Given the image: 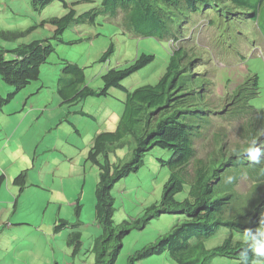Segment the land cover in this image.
<instances>
[{
    "label": "trees",
    "instance_id": "16d2710c",
    "mask_svg": "<svg viewBox=\"0 0 264 264\" xmlns=\"http://www.w3.org/2000/svg\"><path fill=\"white\" fill-rule=\"evenodd\" d=\"M53 1L29 0V4L39 13ZM119 14L127 31L141 37L166 39L175 45H171L166 71L158 82L132 91L122 85L123 80L153 61V55L142 53L127 67L109 68L101 76L103 86L97 89L86 84L84 68L78 64L61 57L54 64L60 66L56 88L63 105L70 107L88 97H106L111 89L125 94L116 128L95 134L86 158L100 169L94 209L95 224L101 231L86 250L94 255V261L87 264H116L125 236L141 231L152 219L164 214L185 219L166 235L135 251L126 264H139L165 253L175 264H211L215 258L233 259L237 264H264V256H257L252 250V246L264 247V132L260 133L264 130V117L262 112L251 119L242 105V93L246 98L253 95L244 89L247 87L248 91L256 84L264 61L251 59L246 72L249 76L240 84L229 73L213 70L207 49L194 42L193 35L187 38L195 27L191 25L193 15H197L196 21L204 17L208 26L229 34L248 31L251 23L264 36V0H104L100 7L86 13L70 9L64 17L50 19L54 27L52 37L11 51L0 47L1 80L20 92L40 79L41 69L56 45L80 42L79 39L63 42V32L71 24L94 25L99 16L114 18ZM241 22L246 26L240 25ZM19 34V31L4 32L3 37L11 40ZM228 40L229 35L222 36L213 46L222 51ZM113 52L111 43L100 61H107ZM218 87L227 89L226 93L215 95ZM12 96L0 97V108ZM234 121L240 124L233 125ZM209 135L212 140L207 139ZM197 142H206L205 155L200 154ZM125 148L130 152L128 159L113 162L111 155ZM155 148L170 153L167 161L159 160L160 166L169 171L161 200L148 205L142 217L117 224L112 191L118 182L138 172ZM257 150H260L259 163L253 162L249 155ZM27 177V170H23L13 180L19 192L27 188ZM241 180L248 185L245 192L239 184ZM187 184V197L177 200L176 195ZM74 210V223L57 218L52 226L53 234L66 231L65 242L72 257L84 251L80 203H76ZM222 228L229 229L228 237L207 249L205 241ZM245 234L250 237L247 241Z\"/></svg>",
    "mask_w": 264,
    "mask_h": 264
},
{
    "label": "rangeland",
    "instance_id": "374dc122",
    "mask_svg": "<svg viewBox=\"0 0 264 264\" xmlns=\"http://www.w3.org/2000/svg\"><path fill=\"white\" fill-rule=\"evenodd\" d=\"M103 1L55 0L37 13L31 9L29 0H0V47L11 51L23 44L46 40L52 37L54 31L50 19L62 18L70 9L78 14L86 13L100 7ZM65 4L67 8L63 7ZM102 8L104 7L99 9ZM122 18V14L114 18L99 16L94 25L71 24L63 32V42L68 43L73 39H79L80 42L56 45L55 52L41 69L40 79L20 92H15L13 87L0 78V97L5 99L13 94L12 99L0 108V178L3 177L0 182V223L12 216V223L18 225L15 231L19 236L25 237L21 233L30 230L34 235L31 242L35 244L32 246L42 258L43 264H55V260L57 264H87L94 261V255L86 253V250L94 231H100V227L95 224L94 209L100 169L86 161L92 146V141H88V138L93 133L114 131L125 100V94L121 90L111 89L106 97H88L70 107L63 105L56 88L60 73V66L54 65L58 63L57 58L61 57L84 68L86 84L94 89L103 86L101 76L107 69L127 67L142 53L153 55L154 60L123 80L124 87L132 91L144 85L156 84L166 71L172 51L170 42L129 32L121 25ZM11 31H19L20 34L14 39H5L3 33ZM248 34L250 36L243 33L235 37L241 42L248 40L251 46L253 42L248 38L253 39L254 33L250 31ZM201 40L200 36L199 41ZM111 43L114 44V52L107 61L101 62L100 58ZM224 45L227 51H233L232 61L241 58V53L231 41H225ZM201 46L205 47L202 41ZM250 63L251 60L248 65ZM258 72L263 87L261 101L264 103V65ZM214 93L222 95L225 90L218 87ZM260 108L264 109V104ZM82 112L86 114L83 115ZM239 122L234 121L233 125L240 124ZM207 139L212 140V135ZM206 142H197L201 155H205ZM128 154V148L121 149L111 155V159L113 162L128 159ZM169 158V151L155 148L145 157L144 165L138 172L115 185L112 195L115 199L114 220L117 224L142 217L148 205L161 200L169 171L160 166L159 160L167 161ZM23 170H27V188L19 192L13 185V180ZM242 187L244 189L243 185ZM188 189L189 184L183 192L176 195V199H185ZM77 202L81 206V220L88 227L84 229L82 237L84 251L78 257H72L63 235L66 231L53 234L52 226L57 218L74 223V204ZM56 203H61V213L58 207L53 210ZM184 219V216L164 214L152 219L141 231L130 232L123 240L116 264H126L127 258L135 251L156 241L159 236L166 235L171 227ZM22 220L25 223L21 224ZM43 233L47 234L44 238ZM229 234V229L222 228L217 235L205 241V247H216ZM5 235L6 232L0 234V264L6 262L5 253L2 254L1 251L6 250L9 244L8 240H3ZM139 264L175 262L165 253L145 259ZM211 264H237V261L215 258Z\"/></svg>",
    "mask_w": 264,
    "mask_h": 264
},
{
    "label": "clouds",
    "instance_id": "9594fccd",
    "mask_svg": "<svg viewBox=\"0 0 264 264\" xmlns=\"http://www.w3.org/2000/svg\"><path fill=\"white\" fill-rule=\"evenodd\" d=\"M209 13H211V12H209ZM204 14H207V13L205 12ZM204 14H203V16H204ZM196 16L197 15L191 16V18H192V22H191L192 24L191 25L194 24L195 27L192 31L190 30L188 32L190 35L187 38H189V37L191 38V36L193 35L194 36V38H193L194 42L198 41V45H200V46H201V41H202V44L205 46L203 48L207 49L206 50L208 53L207 57H209L211 65H213V70H223V71H225V73L227 75L229 73L230 74L229 76H231L235 81L242 84L243 80L247 79V77L249 76V73L246 74L248 62L253 58H260V59H262V61H264V36H261L258 33V30L256 28L251 27V23H249L247 26L248 31H237L236 34H229V33H223L221 31H219L218 29H216L215 27L208 26L207 20L204 19V17L201 18L202 19L201 21H198V20L196 21V18H193ZM196 25H198V27H196ZM240 25L246 26V24L244 25V22H241ZM201 30L203 31V33H201ZM250 31L254 33L253 39L248 38L251 42H253V43H251V46H250L248 40H246L245 42H241L237 37H235L236 35H242L243 33H245V35H247V36H250L248 34V32H250ZM228 35H229V41H231V44L236 47V49H237V51H239V53H241L240 54L241 58H239L235 61H232V58H231L233 51H231V50L227 51L226 45H223L222 51H220L221 49H216L213 46L216 42H218L217 41L218 38H221L222 36L228 37ZM200 36L202 38L201 41H199ZM169 42H170V45H175L172 41H169ZM224 54L228 55V57L230 59L226 58V56ZM240 65H242L243 67L240 68L239 67ZM114 68H117V67H114ZM257 76H258V79L256 78V84L253 87H251V89L248 91H247V87L244 89L247 93H252L253 95L246 98L244 91L242 93V95H243L242 105L246 106V109L248 110V116L251 119H253L256 116H259L262 112H263L262 116L264 117V109L260 108V105L264 104L261 101L262 93H263V87L261 85L260 75H257ZM235 86H236V83L232 85V88H234ZM223 89L225 90V93H226L227 89H225V88H223ZM228 90L232 91L233 89H228ZM216 95H218V94H216ZM117 122H118V118H117ZM263 132H264V130L261 131L260 133H263ZM94 136H95V133H93L88 138V141H92ZM249 155H250V158L253 160V162H256V163L260 162L259 161L260 150H257L256 153H254V154L249 153ZM3 176H4V174H3ZM239 184H242L244 186V192L248 190V185L246 184V182L244 180H241L239 182ZM75 205L76 204H74V207H75ZM83 224H84V222H83ZM85 226L86 225H84L83 229L85 228ZM82 232H83V230H82ZM63 235H64V237H65V235L67 236L66 232ZM248 239H250V237L247 234H245L244 240L247 241ZM252 250L254 251V253L257 256H264V247L252 246ZM244 259L245 260L247 259L246 255L244 256Z\"/></svg>",
    "mask_w": 264,
    "mask_h": 264
},
{
    "label": "crops",
    "instance_id": "0c3cea01",
    "mask_svg": "<svg viewBox=\"0 0 264 264\" xmlns=\"http://www.w3.org/2000/svg\"><path fill=\"white\" fill-rule=\"evenodd\" d=\"M56 207H58L59 212L61 213V203H56L53 206V210ZM11 219H12V216H10L9 220L7 219L6 222L0 223V234L2 232H6V235L3 240H8V243H9L6 250H1L2 254L5 253L4 256L6 257V262H2V264H8L9 260H10L9 264H43L42 258L40 257L38 252L35 250V248H33L32 246L33 244H35L31 242V238L34 235L31 234L30 230H27L25 233L19 232L23 234L25 237L19 236L18 233H16L15 231V227H18V226L13 224L12 223L13 221H11ZM0 220H2V217H0ZM23 223H25V221L22 220L21 224ZM84 225H86L85 228L88 227V224L84 223ZM84 229H83L82 235H84ZM97 234H100V231L97 233H95L94 231L93 235L90 238L91 241L97 236ZM46 236L47 234L43 233V238ZM90 245H91V242H90ZM78 256L79 255H77L76 257ZM54 263L57 264V261L55 260Z\"/></svg>",
    "mask_w": 264,
    "mask_h": 264
}]
</instances>
